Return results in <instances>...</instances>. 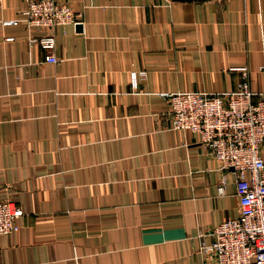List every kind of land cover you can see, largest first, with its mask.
<instances>
[{"label":"crops","instance_id":"0c3cea01","mask_svg":"<svg viewBox=\"0 0 264 264\" xmlns=\"http://www.w3.org/2000/svg\"><path fill=\"white\" fill-rule=\"evenodd\" d=\"M27 1L0 0V198L23 210L0 264H201L199 233L238 196L160 91H228L242 64L262 89L264 0H60L79 14L54 61Z\"/></svg>","mask_w":264,"mask_h":264},{"label":"built area","instance_id":"2783aa9c","mask_svg":"<svg viewBox=\"0 0 264 264\" xmlns=\"http://www.w3.org/2000/svg\"><path fill=\"white\" fill-rule=\"evenodd\" d=\"M21 11L28 26L45 29L38 35H28L29 44L39 43L45 50L44 58L56 60L53 28H64L79 13L60 0H28ZM235 67L240 70V78L228 91H160L168 101L172 125L198 133L199 142L206 145L221 168L232 174L238 196V214L224 217L199 233L201 264H264V87L251 88L247 64ZM260 68L264 71V61ZM137 75L144 77L146 70L131 71L134 84ZM220 176L216 192L224 193L228 177L225 171ZM22 213L15 198H0V233L17 229ZM204 233L209 235L208 240Z\"/></svg>","mask_w":264,"mask_h":264}]
</instances>
